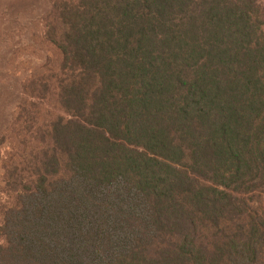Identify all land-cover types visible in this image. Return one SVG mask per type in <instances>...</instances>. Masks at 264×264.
Instances as JSON below:
<instances>
[{
  "label": "trees",
  "instance_id": "trees-1",
  "mask_svg": "<svg viewBox=\"0 0 264 264\" xmlns=\"http://www.w3.org/2000/svg\"><path fill=\"white\" fill-rule=\"evenodd\" d=\"M49 3L0 264H264V0Z\"/></svg>",
  "mask_w": 264,
  "mask_h": 264
},
{
  "label": "rangeland",
  "instance_id": "rangeland-1",
  "mask_svg": "<svg viewBox=\"0 0 264 264\" xmlns=\"http://www.w3.org/2000/svg\"><path fill=\"white\" fill-rule=\"evenodd\" d=\"M49 8V0H0V138L7 132L14 112L15 116L20 114L23 78L34 72L42 52H47L35 38L37 31L31 23ZM7 142L1 153H8Z\"/></svg>",
  "mask_w": 264,
  "mask_h": 264
}]
</instances>
